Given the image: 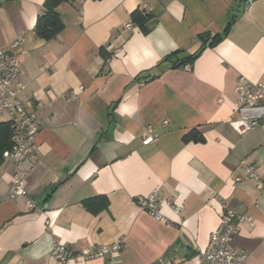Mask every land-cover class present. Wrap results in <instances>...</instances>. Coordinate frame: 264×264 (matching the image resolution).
Listing matches in <instances>:
<instances>
[{
    "label": "crops",
    "instance_id": "crops-1",
    "mask_svg": "<svg viewBox=\"0 0 264 264\" xmlns=\"http://www.w3.org/2000/svg\"><path fill=\"white\" fill-rule=\"evenodd\" d=\"M43 2L0 0V49L16 55L19 97L40 125L33 155L0 163V264H61L54 243L119 239L69 264H209L201 251L228 210L248 216L232 245L264 264V194L249 178L235 185L248 165L264 177V123L244 134L228 124L238 77L264 82V0H67L49 40L34 31ZM198 50L189 71L177 66ZM190 130L203 140L184 141ZM16 171L33 209L9 195ZM154 189L168 222L139 206ZM99 197L98 211L84 204Z\"/></svg>",
    "mask_w": 264,
    "mask_h": 264
},
{
    "label": "built area",
    "instance_id": "built-area-1",
    "mask_svg": "<svg viewBox=\"0 0 264 264\" xmlns=\"http://www.w3.org/2000/svg\"><path fill=\"white\" fill-rule=\"evenodd\" d=\"M245 1L248 5L253 0ZM144 10L148 12L149 6L145 5ZM181 68L189 71L191 63L186 62L181 65ZM23 86V75L16 55L9 49L1 48L0 123H7L14 135L12 146L3 152L2 158L16 164L35 153L37 149L36 135L40 127L37 113L27 110L19 97ZM234 91L236 96L234 116L228 120V124L238 134H244L264 123V82L250 81L240 76ZM163 123L165 124L166 121ZM147 131L150 132L151 127H148ZM144 139L151 140L152 137L149 135ZM242 178L254 180L261 193L264 194V177L260 176L253 166L244 167L242 176L235 179V185H238ZM9 195L11 197L24 196L28 208L36 207L34 199L28 196L21 186L19 171H16L12 176ZM160 201L159 190L154 189L139 200V206L154 219L168 222L169 220L158 211ZM163 201L174 214L178 215L181 212V205L174 204L168 198ZM243 218H248V216H239L231 210L225 211L221 215L219 226L210 233L207 245L201 251V259L209 264H247L245 252L231 243L232 238L239 231V225ZM122 244L123 240L119 239L109 245L91 246L88 249L73 251L64 244L54 243L50 254L61 264H69L77 258L104 257L108 253L118 251Z\"/></svg>",
    "mask_w": 264,
    "mask_h": 264
},
{
    "label": "trees",
    "instance_id": "trees-1",
    "mask_svg": "<svg viewBox=\"0 0 264 264\" xmlns=\"http://www.w3.org/2000/svg\"><path fill=\"white\" fill-rule=\"evenodd\" d=\"M67 0H44L42 12L38 15L36 23L34 26L35 34L42 39L49 40L55 38L59 32L63 29L64 23L57 12V6ZM149 18L148 14L143 13L142 11L137 10L133 16V22L137 24L141 29L144 28L146 20ZM233 18L230 19L225 28L224 32L226 33L230 28ZM206 36H201V39L204 40ZM200 50V49H199ZM199 50L193 54L187 55L183 62H179L177 66H181L186 62H192L194 58L199 53ZM13 132L10 129L7 123H0V163L2 162V154L5 150L9 149L13 144ZM184 141H202L203 137L197 130H190L183 135ZM101 201L96 207H92L90 200L84 202L86 207L91 211H98L104 208L107 205V200L105 197L98 198Z\"/></svg>",
    "mask_w": 264,
    "mask_h": 264
},
{
    "label": "water",
    "instance_id": "water-1",
    "mask_svg": "<svg viewBox=\"0 0 264 264\" xmlns=\"http://www.w3.org/2000/svg\"><path fill=\"white\" fill-rule=\"evenodd\" d=\"M221 37H223V35H220Z\"/></svg>",
    "mask_w": 264,
    "mask_h": 264
}]
</instances>
